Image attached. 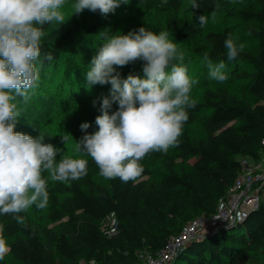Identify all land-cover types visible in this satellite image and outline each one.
<instances>
[{
  "label": "trees",
  "instance_id": "obj_1",
  "mask_svg": "<svg viewBox=\"0 0 264 264\" xmlns=\"http://www.w3.org/2000/svg\"><path fill=\"white\" fill-rule=\"evenodd\" d=\"M127 1L152 14L157 29L169 33V40L187 55L186 61L194 57L204 64L201 69L206 76L194 75L201 85L200 95L191 98L196 107L188 109L178 143L166 153L147 154L140 161L144 171L135 181H101L90 156L77 158L87 161V175L79 180L51 181L43 173L48 179L49 201L44 209L34 206L40 214L35 223L26 213L20 214L26 226L12 215H0L8 253L16 261L10 263L5 255L0 264H139L141 252L157 256L187 222L216 211L219 199L236 180L242 156L260 157L264 0H197V8L191 7L192 0ZM209 12H221L247 24L249 47L235 60L227 59L224 47L225 39L233 35L229 28L203 33L197 18ZM43 30L41 60L49 52L53 59L43 60L40 79L52 87L55 78L51 75L60 65L69 68L59 79L64 83L69 72L86 62L77 53L81 43L95 39L98 26L96 20L76 16L63 25L46 24ZM206 55L213 64L224 62L225 81L210 77ZM236 81L246 89L245 95L232 90ZM16 103L26 108L22 98ZM196 121L202 125L200 136L188 132ZM60 158L57 155V161ZM113 212L118 233L109 236L101 224ZM263 253L264 204L232 228L194 238L168 264H264Z\"/></svg>",
  "mask_w": 264,
  "mask_h": 264
},
{
  "label": "clouds",
  "instance_id": "obj_2",
  "mask_svg": "<svg viewBox=\"0 0 264 264\" xmlns=\"http://www.w3.org/2000/svg\"><path fill=\"white\" fill-rule=\"evenodd\" d=\"M66 0H0V215H12L18 224L26 226V213L32 206L44 209L48 205V179L75 181L87 175V161L63 155L60 149L45 143L46 136L35 138L15 131L21 113L17 98L27 103L30 93L38 87L43 60L51 61L45 53L41 60L43 26L53 22L63 25L61 8ZM127 0H75L74 15L97 10L102 15L115 14ZM192 8L199 7L192 0ZM201 26L207 18L200 15ZM106 40L90 62L86 84L111 85L110 96L100 105L101 115L95 118L98 130L87 133L90 124L80 125L85 133L77 142V150L92 158L105 179L119 178L135 181L144 169L140 163L151 152H167L176 145L187 122L188 109L196 102L190 92L194 81L183 66L184 53L169 40L167 31L140 27L127 34L111 35L101 32ZM227 59L235 60L239 47L229 35L224 41ZM143 61V74H129L122 79L117 68ZM212 79L223 82L224 62L213 64L204 57ZM170 69V71H169ZM95 106V101L93 102ZM113 104L116 111L111 112ZM71 135V134H70ZM63 143L68 136L61 137ZM48 173V179L43 173ZM0 224V260L10 251L3 238Z\"/></svg>",
  "mask_w": 264,
  "mask_h": 264
},
{
  "label": "rangeland",
  "instance_id": "obj_3",
  "mask_svg": "<svg viewBox=\"0 0 264 264\" xmlns=\"http://www.w3.org/2000/svg\"><path fill=\"white\" fill-rule=\"evenodd\" d=\"M74 3L75 0H66L65 5L61 8L65 16V24L70 22L71 18L78 16L85 20H96V25L98 26L95 39L81 43L80 50L77 53L86 62L78 64L77 70L69 72V75H66V81L64 83L59 79L69 70L65 64L60 65L55 70L54 75H51L52 78H55L52 87H49L40 79L38 87L30 93L31 98L27 101L26 108L18 107L21 115L18 117L19 120L16 124L15 131L28 134L33 138L37 137L39 133L44 134L46 136L45 143H51L60 149L58 155L79 158L88 156L85 152L77 150L76 141H79L85 135L81 131L80 125L87 122L90 124V134L97 131L98 127L95 124V118L101 115L100 105L102 99L105 96H110V84L103 86L96 84L91 87L86 84V73L90 70V62L98 53L101 43H106L101 32H106L109 36L127 34L129 31H137L140 27H145L147 30L156 33L160 31L157 29L152 14L149 11L142 6L132 4L128 1L127 4H121L115 14L110 13L107 16L101 15L99 17H97L99 10L93 13L87 9L78 15H74V9L72 7ZM203 15L207 18V23L202 26L203 33L210 30L229 28L233 34L232 39L238 47L241 44L243 48L249 47L246 23L237 18L227 17L221 12H209ZM53 24L56 26L61 25L56 22H53ZM186 56L184 55L183 66L186 67L190 79L194 81L190 92V97L194 98L200 95L198 90L201 88V85L194 79V75L199 73V75L204 77L206 76V71L205 69H201V66L202 68L204 66L201 61L196 60V58L194 59V57L190 61H186ZM143 63V61L138 60L122 68H117V71L120 73L122 79H126L129 74L138 75L143 78ZM232 90L239 96L247 93L240 81H236L232 85ZM94 101L95 106L93 104ZM117 108L118 105L113 104L110 111L114 112ZM188 132L192 136L202 135L203 130L200 121L194 122L188 128ZM66 135L68 136V141L63 143L61 137ZM159 169L162 171L163 167L160 165ZM99 179L101 181L106 180L104 177H100ZM26 215L32 223H35L40 214L32 206L26 212ZM209 232L210 230L205 234L207 235ZM262 257L264 258V255ZM6 258L10 263L16 262L9 253L6 254Z\"/></svg>",
  "mask_w": 264,
  "mask_h": 264
},
{
  "label": "built area",
  "instance_id": "obj_4",
  "mask_svg": "<svg viewBox=\"0 0 264 264\" xmlns=\"http://www.w3.org/2000/svg\"><path fill=\"white\" fill-rule=\"evenodd\" d=\"M261 145L260 157L240 158L236 180L226 195L219 199L212 215L198 216L187 222L177 235L171 237L167 246L157 256L141 252L142 261L139 264H168L194 238L206 235L210 229L225 225L236 226L264 204V138ZM101 228L109 236L118 233V220L114 212L102 221Z\"/></svg>",
  "mask_w": 264,
  "mask_h": 264
},
{
  "label": "water",
  "instance_id": "obj_5",
  "mask_svg": "<svg viewBox=\"0 0 264 264\" xmlns=\"http://www.w3.org/2000/svg\"><path fill=\"white\" fill-rule=\"evenodd\" d=\"M235 225V224H234ZM234 225H225V226H222L223 228H230V227H232V226H234ZM222 227H220V228H222ZM220 228H217V229H210V232H209V234L210 233H215L216 231H218Z\"/></svg>",
  "mask_w": 264,
  "mask_h": 264
}]
</instances>
